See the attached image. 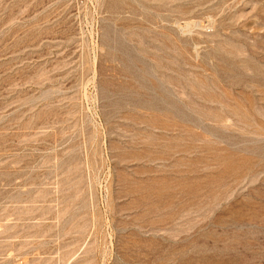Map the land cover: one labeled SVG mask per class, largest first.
I'll return each mask as SVG.
<instances>
[{"label": "rangeland", "instance_id": "374dc122", "mask_svg": "<svg viewBox=\"0 0 264 264\" xmlns=\"http://www.w3.org/2000/svg\"><path fill=\"white\" fill-rule=\"evenodd\" d=\"M0 264H264V0H0Z\"/></svg>", "mask_w": 264, "mask_h": 264}]
</instances>
